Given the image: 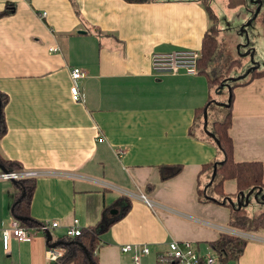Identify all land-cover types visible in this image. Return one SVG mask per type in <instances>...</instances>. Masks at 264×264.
Here are the masks:
<instances>
[{"label": "crops", "instance_id": "crops-1", "mask_svg": "<svg viewBox=\"0 0 264 264\" xmlns=\"http://www.w3.org/2000/svg\"><path fill=\"white\" fill-rule=\"evenodd\" d=\"M206 4L215 13L203 0H0V11L13 8L0 16V90L8 95L0 154L22 169L47 171L34 177L29 212L41 223L57 221L52 239L74 218L85 227L105 207L116 212L122 194L131 205L101 233L100 264H133L134 250L121 249L128 243L150 248L142 257L148 264L172 239L207 245L229 225L228 206L197 194L203 165L219 156L205 132L190 133L211 86L204 73H158L151 65L154 53L201 50L211 24ZM75 66L85 71L79 100L69 91ZM232 94L234 158L264 167V75ZM164 163L182 169L162 180ZM223 187L233 193L234 179ZM15 193L12 179H0V264H50L46 232L36 226L28 227L29 240L11 237L3 247ZM224 264H264V240L248 239Z\"/></svg>", "mask_w": 264, "mask_h": 264}, {"label": "trees", "instance_id": "trees-1", "mask_svg": "<svg viewBox=\"0 0 264 264\" xmlns=\"http://www.w3.org/2000/svg\"><path fill=\"white\" fill-rule=\"evenodd\" d=\"M131 2H143L148 0H127ZM245 0H227V4L230 7L240 5ZM254 4V8L257 7L259 1L262 3L264 0H251ZM205 2H207L205 0ZM207 11L210 19L216 20V15L212 9L206 4ZM12 7H6L0 11V16L9 13ZM210 29L204 33L202 38V47L200 50L201 56L197 58V72L204 73L208 84L211 86L212 78L210 72L202 63V56L205 51V60H209V55L215 49V38L211 37ZM264 75V62L260 66L253 67L244 79L233 80L230 87L231 101L229 105L216 104L211 95L208 97L206 103L201 107H197L195 111V119L190 128V133L194 134L196 123L200 118H203V110L207 107L208 110L218 109L223 112L222 117H218L212 120L211 128L209 130L214 134L215 140L207 135L206 137L211 139L217 148L219 155L214 161L205 163L201 171L206 170L208 167L212 168L216 162V173L210 184H204L197 187V194L199 199L203 201H215L217 203L225 204L229 207L228 224L239 228L243 231H259L264 230V181L263 163L260 160H236L233 153V139L229 133V128L232 120L231 102H232V90L236 85L246 84L253 78ZM8 101V95L0 90V138L6 131V122L4 115V106ZM211 113L208 111V118ZM0 165H4L8 170L22 169L21 165L13 160L5 159L0 154ZM182 169L181 164H169L164 163L158 166L159 175L162 180L170 178L178 174ZM211 174V173H210ZM210 178V177H209ZM226 179H234L235 191L231 194L235 195L236 202L233 205L224 198L228 199L231 196L224 191V181ZM16 188L15 200L11 207V213L16 218L17 216H23V219H18L21 224L29 226H40L41 221L35 220L29 212V204L32 196L33 189L35 187L34 177H20L12 179ZM200 184V183H199ZM256 200L262 207L254 215H249L246 205L237 206V201L241 199L242 194L252 190V194H256L258 190ZM230 196V197H229ZM117 211L115 213L110 212V208L105 207L101 212L100 218L93 224L81 227L80 233L77 235L69 236L66 234L58 235L53 240H61L55 247L62 248V252L51 260L50 264H100L96 255V249L101 243V233L107 230L110 225L123 216L130 208V196L126 194L120 195L117 199ZM47 231V230H46ZM45 231V232H46ZM248 239L239 235L221 232L218 237L208 244L216 252L218 256V264H224L230 259H237L243 252ZM50 241H47V245L50 246ZM87 250L88 254L85 252ZM148 264H163L157 257L156 260ZM166 264H172L168 262Z\"/></svg>", "mask_w": 264, "mask_h": 264}, {"label": "rangeland", "instance_id": "rangeland-1", "mask_svg": "<svg viewBox=\"0 0 264 264\" xmlns=\"http://www.w3.org/2000/svg\"><path fill=\"white\" fill-rule=\"evenodd\" d=\"M206 1L214 9L218 19L217 17L216 20L211 19L209 26L210 35L215 38V49L209 55V60H205V51H203L202 63L211 74L212 98L218 104L227 100L228 85L231 87L233 80L244 79L250 72L247 70L251 65L260 66L264 62V2L261 4L259 12L253 17L255 8L251 0H245L233 8L227 6V0ZM251 47L253 52H251ZM243 74L245 75L241 77ZM222 115L223 112L212 109L207 121V128H211L213 119L220 118ZM196 124L195 131L204 134L203 118H200ZM205 171L207 178L205 182H201V185L209 181L212 168L208 167ZM225 193L231 196L228 199L236 202L235 195L226 191ZM228 199L224 198L226 201ZM246 207L248 214L254 215L262 206L256 202L254 194H252ZM253 233L256 232L253 231ZM200 247L206 251L208 244L201 243Z\"/></svg>", "mask_w": 264, "mask_h": 264}, {"label": "built area", "instance_id": "built-area-1", "mask_svg": "<svg viewBox=\"0 0 264 264\" xmlns=\"http://www.w3.org/2000/svg\"><path fill=\"white\" fill-rule=\"evenodd\" d=\"M44 14V13H43ZM54 49V47H51ZM200 56V51L193 48H181L170 52L154 53L151 57V65L154 71L176 72L179 68H186L189 72L197 71V58ZM85 71L80 67H72L70 71L72 83L69 87L70 95L73 100H79L81 93L77 84V80L83 77ZM121 151L119 150V153ZM47 171L37 169H18L5 170L0 168V179L10 180L20 177H37L46 174ZM130 195H133L131 193ZM140 198L144 199L149 206H154L153 202L145 197L143 193H139ZM57 221L44 222L37 228L42 231L48 230L50 227L57 226ZM221 232H227L247 239L264 240L263 236L254 234L253 231H243L231 225L218 227ZM81 227L78 225L77 218H74L71 225L66 230V235L73 236L80 233ZM33 232L20 221L13 217L7 227L2 229L1 239L3 247L6 249L9 245V239L15 237L18 240H29ZM123 251L134 250L132 257L133 264H143L142 257L149 254L150 248L143 245L134 248L130 243L121 247ZM50 259L58 256V253L53 248H49ZM157 258L163 263L172 262V264H218V256L216 252L208 245L206 251L202 250L198 242L192 240L178 241L175 239L167 243L163 251L158 252Z\"/></svg>", "mask_w": 264, "mask_h": 264}, {"label": "water", "instance_id": "water-1", "mask_svg": "<svg viewBox=\"0 0 264 264\" xmlns=\"http://www.w3.org/2000/svg\"><path fill=\"white\" fill-rule=\"evenodd\" d=\"M261 4H262V2L259 1L257 7L255 8V12L253 14V17L259 12ZM251 52H253V48L252 47H251ZM253 67H255V64L253 66L251 65V67L247 70V72H249ZM244 75L245 74L241 75V77H243ZM228 93H229V95L227 97V100L225 102H219L220 104H222V105H229L230 104L231 92H230V86L229 85H228ZM207 121H208V111H207V107H205L204 110H203V130H204V132L207 135L211 136L215 140L214 134L207 128ZM215 142L218 143L217 140H215ZM216 164H217L216 162L213 164L212 172H211V175H210V178H209V181L207 182V184H210L212 182L214 176H215ZM0 168L7 170V168L4 165H0ZM260 191H261V189H259L258 192L256 194H254V198L255 199H257L258 193ZM251 192H252V190H249L245 194H242L241 199H239L237 201V206L238 207H240L241 205H247L248 204V200H249V197L251 196ZM260 196L264 197V194H261ZM228 200L233 205V203H234L233 200L232 199H228ZM110 212L111 213L115 212V209H111ZM16 218L23 219L24 217L23 216H17ZM52 238H53L52 233L49 230H47L46 231V239H47V241H50L49 244H50L51 247H55L58 243L61 242V240H53ZM85 252L88 254L86 249H85Z\"/></svg>", "mask_w": 264, "mask_h": 264}]
</instances>
